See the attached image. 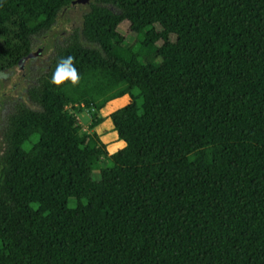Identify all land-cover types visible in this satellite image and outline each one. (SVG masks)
Masks as SVG:
<instances>
[{
    "label": "trees",
    "instance_id": "obj_1",
    "mask_svg": "<svg viewBox=\"0 0 264 264\" xmlns=\"http://www.w3.org/2000/svg\"><path fill=\"white\" fill-rule=\"evenodd\" d=\"M74 4L0 0V71ZM69 56L77 83L53 84ZM28 95L0 154V264H264V0H94ZM125 95L111 154L90 131Z\"/></svg>",
    "mask_w": 264,
    "mask_h": 264
},
{
    "label": "rangeland",
    "instance_id": "obj_2",
    "mask_svg": "<svg viewBox=\"0 0 264 264\" xmlns=\"http://www.w3.org/2000/svg\"><path fill=\"white\" fill-rule=\"evenodd\" d=\"M93 1L91 0L88 4L77 3L62 10L49 30L33 37L32 52L36 53L41 50V53L36 58L27 60L23 68L17 66L5 73H0V154L6 146L4 140L6 121L9 115L14 112L15 106L19 103H25L33 108L39 107L26 95L21 98L24 90L29 84L37 83L39 77L47 72L56 54V47L65 44L72 34L81 32L83 14L89 9ZM130 26L129 22H124L119 26V30L127 37L129 43H133L135 37L130 33ZM123 102L125 100L114 104V108L120 105L124 107ZM70 109L77 115L84 130L90 131L89 126L99 113L94 109L87 110L81 105L71 106ZM90 132H95V130ZM99 133L102 139L110 145V150L117 152L125 147V142L119 138L110 118L100 127ZM108 163V159L104 158L103 164ZM96 177H100L99 173L96 174Z\"/></svg>",
    "mask_w": 264,
    "mask_h": 264
},
{
    "label": "clouds",
    "instance_id": "obj_3",
    "mask_svg": "<svg viewBox=\"0 0 264 264\" xmlns=\"http://www.w3.org/2000/svg\"><path fill=\"white\" fill-rule=\"evenodd\" d=\"M65 80H70L72 84H76L78 81L77 71L73 66V58L70 56L58 63L56 71L52 75V83L55 85H61Z\"/></svg>",
    "mask_w": 264,
    "mask_h": 264
},
{
    "label": "crops",
    "instance_id": "obj_4",
    "mask_svg": "<svg viewBox=\"0 0 264 264\" xmlns=\"http://www.w3.org/2000/svg\"><path fill=\"white\" fill-rule=\"evenodd\" d=\"M122 100H125V102H123L124 103V105H126V104H128L129 102H130V100H131V97L129 96V95H125V96H123V97H120V98H117V99H114V100H112V101H110L108 104H107V106L102 110V112H101V114L104 116V117H106V121L110 118V114H112L114 111H116L117 109H119V108H121L122 107V105H120V106H117V107H115L114 108V104H117L118 102H120V101H122ZM87 110H91V109H87ZM107 115H109V116H107ZM111 119V118H110ZM105 121V122H106ZM104 122V123H105ZM104 123H102L101 125H99L98 127H96L94 130H95V132H98L99 133V130H100V127L104 124ZM100 134V133H99ZM104 141V140H103ZM124 141V140H123ZM105 142V141H104ZM122 142V141H121ZM125 142V141H124ZM123 143V142H122ZM108 144V143H107ZM124 144V143H123ZM125 146H126V143L124 144ZM108 147H110V145H108ZM117 150H118V148H117ZM109 151H110V153L112 154V153H115V151L116 150H110V148H109Z\"/></svg>",
    "mask_w": 264,
    "mask_h": 264
},
{
    "label": "flooded vegetation",
    "instance_id": "obj_5",
    "mask_svg": "<svg viewBox=\"0 0 264 264\" xmlns=\"http://www.w3.org/2000/svg\"><path fill=\"white\" fill-rule=\"evenodd\" d=\"M32 53H34V52H31V53H29V55H27V56H25V57H27V59L23 62V64L22 65H20V61H19V67L20 68H23L24 66H25V62L27 61V60H29V59H34V58H36V57H31L30 56V54H32ZM24 58V57H23ZM17 67V66H16ZM13 68H15V67H13ZM8 70H10V69H6V70H2V71H0V73H5V72H7ZM36 84V83H35ZM34 84H29L28 86H27V88L24 90V92H23V94H22V96H21V98H24L23 96H27L28 97V99H29V95H28V93H29V89L31 88V86H33ZM16 107H17V105L15 106V109H14V111L16 110Z\"/></svg>",
    "mask_w": 264,
    "mask_h": 264
},
{
    "label": "water",
    "instance_id": "obj_6",
    "mask_svg": "<svg viewBox=\"0 0 264 264\" xmlns=\"http://www.w3.org/2000/svg\"><path fill=\"white\" fill-rule=\"evenodd\" d=\"M91 0H76V3H80V4H88ZM41 53V50L36 52V53H32L30 54L31 57H36ZM27 59V57H24L20 60V65L23 64V62Z\"/></svg>",
    "mask_w": 264,
    "mask_h": 264
}]
</instances>
